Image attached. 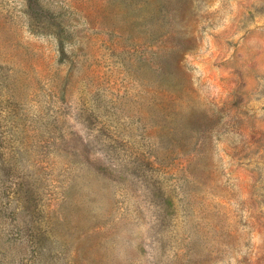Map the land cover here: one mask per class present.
Listing matches in <instances>:
<instances>
[{
    "label": "rangeland",
    "instance_id": "374dc122",
    "mask_svg": "<svg viewBox=\"0 0 264 264\" xmlns=\"http://www.w3.org/2000/svg\"><path fill=\"white\" fill-rule=\"evenodd\" d=\"M0 264H264V0H0Z\"/></svg>",
    "mask_w": 264,
    "mask_h": 264
}]
</instances>
